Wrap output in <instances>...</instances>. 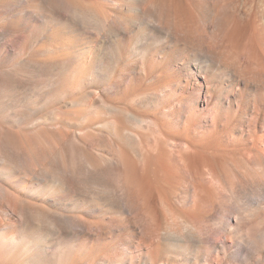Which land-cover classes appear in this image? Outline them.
<instances>
[{"label":"bare ground","instance_id":"6f19581e","mask_svg":"<svg viewBox=\"0 0 264 264\" xmlns=\"http://www.w3.org/2000/svg\"><path fill=\"white\" fill-rule=\"evenodd\" d=\"M0 264H264V0H0Z\"/></svg>","mask_w":264,"mask_h":264}]
</instances>
